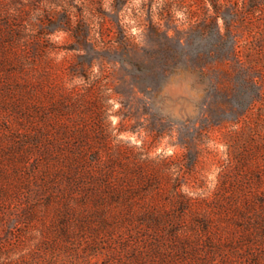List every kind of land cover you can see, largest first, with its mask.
<instances>
[{
	"label": "rangeland",
	"instance_id": "1",
	"mask_svg": "<svg viewBox=\"0 0 264 264\" xmlns=\"http://www.w3.org/2000/svg\"><path fill=\"white\" fill-rule=\"evenodd\" d=\"M0 0V264H264V0Z\"/></svg>",
	"mask_w": 264,
	"mask_h": 264
},
{
	"label": "trees",
	"instance_id": "2",
	"mask_svg": "<svg viewBox=\"0 0 264 264\" xmlns=\"http://www.w3.org/2000/svg\"><path fill=\"white\" fill-rule=\"evenodd\" d=\"M183 2V0H180ZM203 1H206L208 2V4H210V6L212 7V13L210 11L209 12V16L210 19L212 20V22H214L215 25H217V20L219 18H224V14H227L225 13V9H222L220 7V5H218V0H203Z\"/></svg>",
	"mask_w": 264,
	"mask_h": 264
}]
</instances>
